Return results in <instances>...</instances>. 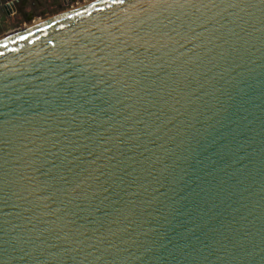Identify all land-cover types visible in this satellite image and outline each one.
I'll return each instance as SVG.
<instances>
[{
	"label": "water",
	"instance_id": "1",
	"mask_svg": "<svg viewBox=\"0 0 264 264\" xmlns=\"http://www.w3.org/2000/svg\"><path fill=\"white\" fill-rule=\"evenodd\" d=\"M0 264H264V0H88L0 36Z\"/></svg>",
	"mask_w": 264,
	"mask_h": 264
},
{
	"label": "rangeland",
	"instance_id": "2",
	"mask_svg": "<svg viewBox=\"0 0 264 264\" xmlns=\"http://www.w3.org/2000/svg\"><path fill=\"white\" fill-rule=\"evenodd\" d=\"M66 1L68 2L67 4L64 3V0H53V1L43 0L42 4L39 6H36V8H33V10L22 11L21 15L16 17V19L9 20L10 18H8L6 19L9 21L8 23L6 22V20H4L0 24V36H2L8 31L16 30L18 28L29 25L35 21L38 22L41 19L52 16L62 10L70 9L73 6H76L77 4L83 3L88 0H66ZM28 16L29 17L31 16V18L29 19Z\"/></svg>",
	"mask_w": 264,
	"mask_h": 264
},
{
	"label": "crops",
	"instance_id": "3",
	"mask_svg": "<svg viewBox=\"0 0 264 264\" xmlns=\"http://www.w3.org/2000/svg\"><path fill=\"white\" fill-rule=\"evenodd\" d=\"M49 1H50V0H49ZM52 1H53V0H52ZM42 2H43V0H27L26 4L21 5L19 11L16 12V13L13 15V17H11L9 20H14V19H16V17H18L19 15H21V12L24 11V10H33V8H36V6L41 5ZM26 14H28V13H26ZM28 18L30 19L31 16H30V17L28 16ZM28 18H27V19H28ZM5 20H6V19H5ZM6 22L8 23L9 21L6 20ZM7 23H6V24H7ZM6 24H5V26H6Z\"/></svg>",
	"mask_w": 264,
	"mask_h": 264
}]
</instances>
